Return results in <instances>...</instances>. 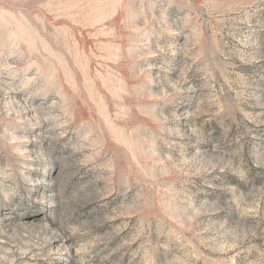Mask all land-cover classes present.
<instances>
[{"label": "rangeland", "instance_id": "rangeland-1", "mask_svg": "<svg viewBox=\"0 0 264 264\" xmlns=\"http://www.w3.org/2000/svg\"><path fill=\"white\" fill-rule=\"evenodd\" d=\"M0 264H264V0H0Z\"/></svg>", "mask_w": 264, "mask_h": 264}]
</instances>
